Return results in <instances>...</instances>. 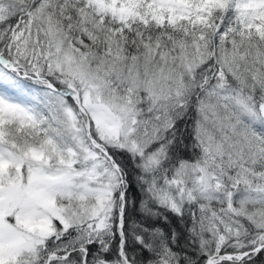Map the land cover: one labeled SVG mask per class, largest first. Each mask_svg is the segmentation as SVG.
<instances>
[{
    "label": "snow or ice",
    "instance_id": "1",
    "mask_svg": "<svg viewBox=\"0 0 264 264\" xmlns=\"http://www.w3.org/2000/svg\"><path fill=\"white\" fill-rule=\"evenodd\" d=\"M0 264H264V0H0Z\"/></svg>",
    "mask_w": 264,
    "mask_h": 264
}]
</instances>
